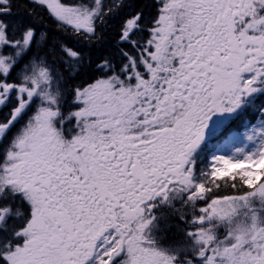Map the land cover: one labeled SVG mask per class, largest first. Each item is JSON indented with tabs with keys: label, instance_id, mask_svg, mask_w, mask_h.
<instances>
[{
	"label": "snow or ice",
	"instance_id": "6c2138e0",
	"mask_svg": "<svg viewBox=\"0 0 264 264\" xmlns=\"http://www.w3.org/2000/svg\"><path fill=\"white\" fill-rule=\"evenodd\" d=\"M0 264H264V0H0Z\"/></svg>",
	"mask_w": 264,
	"mask_h": 264
},
{
	"label": "trees",
	"instance_id": "16d2710c",
	"mask_svg": "<svg viewBox=\"0 0 264 264\" xmlns=\"http://www.w3.org/2000/svg\"><path fill=\"white\" fill-rule=\"evenodd\" d=\"M70 1V0H68ZM38 27L47 31L49 34V42L59 44H66L70 47L82 50L87 56H90L92 60H96L103 51H111L112 36L114 34V26L106 30L105 40L99 43H92L91 45L77 38L71 32H65L57 27L54 20L47 17L45 14L42 22L38 24Z\"/></svg>",
	"mask_w": 264,
	"mask_h": 264
},
{
	"label": "rangeland",
	"instance_id": "374dc122",
	"mask_svg": "<svg viewBox=\"0 0 264 264\" xmlns=\"http://www.w3.org/2000/svg\"><path fill=\"white\" fill-rule=\"evenodd\" d=\"M65 2H70V1H68V0H65Z\"/></svg>",
	"mask_w": 264,
	"mask_h": 264
}]
</instances>
